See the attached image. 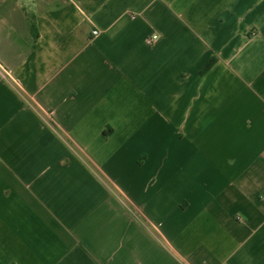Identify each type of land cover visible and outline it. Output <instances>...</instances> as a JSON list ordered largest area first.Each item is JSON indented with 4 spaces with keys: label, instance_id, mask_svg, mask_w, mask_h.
I'll return each instance as SVG.
<instances>
[{
    "label": "crops",
    "instance_id": "crops-1",
    "mask_svg": "<svg viewBox=\"0 0 264 264\" xmlns=\"http://www.w3.org/2000/svg\"><path fill=\"white\" fill-rule=\"evenodd\" d=\"M0 64V264H264V0H0Z\"/></svg>",
    "mask_w": 264,
    "mask_h": 264
},
{
    "label": "built area",
    "instance_id": "built-area-1",
    "mask_svg": "<svg viewBox=\"0 0 264 264\" xmlns=\"http://www.w3.org/2000/svg\"><path fill=\"white\" fill-rule=\"evenodd\" d=\"M99 30L98 29H92V33H93V35L94 36H96V35H98L99 34ZM158 39V35L157 34H152L147 40H146V42L148 43V44H152L155 40H157ZM0 68H2V66H1V64H0Z\"/></svg>",
    "mask_w": 264,
    "mask_h": 264
},
{
    "label": "trees",
    "instance_id": "trees-1",
    "mask_svg": "<svg viewBox=\"0 0 264 264\" xmlns=\"http://www.w3.org/2000/svg\"><path fill=\"white\" fill-rule=\"evenodd\" d=\"M209 66V64H207L206 65V67H208ZM105 136L107 135L108 136V133H107V131H104V133H103Z\"/></svg>",
    "mask_w": 264,
    "mask_h": 264
}]
</instances>
